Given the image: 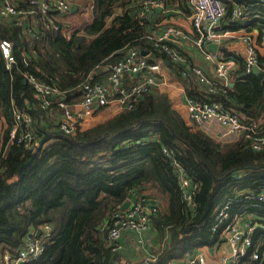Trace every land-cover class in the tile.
Here are the masks:
<instances>
[{
	"label": "trees",
	"instance_id": "trees-1",
	"mask_svg": "<svg viewBox=\"0 0 264 264\" xmlns=\"http://www.w3.org/2000/svg\"><path fill=\"white\" fill-rule=\"evenodd\" d=\"M141 1L94 0L93 22L69 35L64 30L36 28L41 33L36 38L0 18V39L13 42L16 56L8 69L0 51V158L6 150L0 164V252L8 250L16 256L31 230H40L46 222L53 227L43 253L19 264H120V251L111 250L100 225L131 196L133 188L141 190L147 184L159 188L166 201L165 208L153 216L158 231L168 233L160 261L181 258L221 238V232L211 226L229 197L264 188V146L259 150L242 147L241 140L229 142L192 129L172 106L169 95L156 88L144 93L135 108H125L85 129L79 123L73 133L63 132L59 122L50 118L55 103L42 107L25 73L56 84L72 104L81 98L76 88L93 70L122 58L131 46L153 48L158 57L166 58L146 37L148 31L156 30L155 20L152 25L141 14ZM238 1L246 5V19L230 20L226 15L223 27L256 28L261 43L264 4ZM225 2L233 7V2ZM219 57H233L241 67L228 94L209 97L245 118H259L264 114V75L245 73L243 58L224 45ZM260 61L264 56L260 55ZM189 94L205 97L194 91ZM15 107L33 116L38 142L51 135L22 173L20 168L37 146L7 145ZM164 147L197 181L193 205L183 199L173 159ZM248 212L258 221L251 250L258 249L259 259L253 262L264 264V202L249 207Z\"/></svg>",
	"mask_w": 264,
	"mask_h": 264
},
{
	"label": "built area",
	"instance_id": "built-area-1",
	"mask_svg": "<svg viewBox=\"0 0 264 264\" xmlns=\"http://www.w3.org/2000/svg\"><path fill=\"white\" fill-rule=\"evenodd\" d=\"M70 2V0H27L26 4H20L13 0H0V18L14 26L22 27L25 32L36 29L33 19L43 23V30H63V24L57 17L70 11ZM188 2L191 8L193 32H186L181 27L170 24L160 31H148L146 37L153 41L152 43L182 75H192L200 84L202 88L200 93L205 97L189 95L186 98L189 118L193 124L196 127H203L209 121H217L228 134H242L250 147L259 150L264 146V117L245 118L222 101L209 97L228 94L230 76L240 66L235 58L217 57V54L207 47L209 42L217 41L227 33V31H221L218 25L228 13V6L225 0H188ZM256 3L264 4V0H256ZM141 4L144 6L141 11L144 16H147L148 11L153 7L165 6L164 0H142ZM246 10L245 3H237L230 10L232 19L245 17ZM29 20H32L31 26L25 25ZM171 36L191 41L202 52L205 59L214 61L212 73H207L198 65H191L183 49L173 43ZM244 39L247 41V51L243 57V70L245 73H252L262 64L260 54L254 40L249 37ZM13 46L10 39H0L1 55L8 69L16 63ZM126 73L132 74L133 80L130 83L125 79ZM25 78L33 87L35 96L42 107H52L55 103L54 107L61 110L59 128L65 133L75 132L82 120L92 116L113 100H118L124 109L135 108L144 93L167 83L161 65L158 62H151L136 46L129 47L122 58L108 64V74L105 78L101 80L86 78L82 81L78 85L81 98L72 104L66 102V92L56 84L30 73H25ZM74 104L79 107H75ZM13 115L14 124L9 131L7 145L16 142L28 148L38 146L39 142L35 139L32 128L33 116L16 107ZM163 150L173 159L183 199L193 205L199 190L197 181L187 175L186 170L174 159L171 150L166 147ZM5 154L4 149L0 164ZM129 199L130 205L127 208L119 205L112 209L108 220L100 225V231L113 252H119L123 246L121 241L123 229L136 230L139 233L138 241L144 243L142 231L153 226V216L160 211L158 195L150 196L138 188H133ZM263 202L264 188L261 191L250 190L244 194L229 197L217 210L211 226L212 230L221 232V238L214 245H210L218 250L212 257V261L207 254L197 251L191 256L178 258L181 260L179 264H257L253 260L259 259L258 249L251 250V248L258 221L252 217L248 209ZM52 230V224L48 222L41 225L38 235L31 230L17 256H12L8 251L2 255L3 264H19L38 258L43 253L46 240L51 236ZM162 251L152 253L148 257V264H172L174 261H160Z\"/></svg>",
	"mask_w": 264,
	"mask_h": 264
},
{
	"label": "crops",
	"instance_id": "crops-1",
	"mask_svg": "<svg viewBox=\"0 0 264 264\" xmlns=\"http://www.w3.org/2000/svg\"><path fill=\"white\" fill-rule=\"evenodd\" d=\"M13 1L19 3V1L17 0H13ZM70 1H71L70 11L66 12L64 15L60 17H57V19L63 24V28L70 30L69 34H71L74 30L72 28V24H70L69 22L70 20H67L68 17L74 19L75 17L77 18L78 15H80L83 16L84 19L85 18L87 19L86 25L83 26V28H79L80 30H83L88 24H91L94 19V15H93L94 0H70ZM225 1L233 2L231 6H234L237 3H241L238 0H225ZM228 9H231V7H228ZM228 13H226L225 16L228 15L230 20H234L232 19L231 11H228ZM190 14H191V8L187 0L185 2H180V0L177 1L169 0L168 2H165V6H159V7L156 6L150 9L147 13V18H149L152 25L154 24V20H155L154 29L156 30L154 31H160L162 29H165L170 24H175L181 27L186 32H193V26L191 23ZM241 19L245 20L246 17L239 18L237 20H241ZM33 20H34L35 28H43V23L41 21L36 19ZM31 21L32 20L27 21L25 25L31 26L30 25ZM76 23H80V22L78 21ZM220 30L223 32L227 31V33L222 38L217 39V42L219 43L218 50L215 51L217 57H219L220 54V47L224 45V47H226L229 51H232L243 58L247 51V41L244 39L245 37H249L252 40H254L255 44L257 45L259 54L261 56H264V39L261 43L258 42L257 39L259 33L256 28L254 30H248L245 27H241L237 29L226 30L223 27L221 21ZM25 33L30 34L36 38H39L41 36V33L36 29L28 30ZM172 41L174 44H176L177 46L183 49L184 54L191 65H198L201 68H203L207 73L209 74L212 73L215 62L205 59L202 52H200L191 41L185 38L178 39L175 36L172 37ZM138 49L143 55L147 56L151 62H158L161 65V69L163 71L164 76L167 79V83L157 86L156 89L162 92H166L169 95L172 102V106L181 113L185 121L191 126L192 129H202L216 138L229 142H235L241 140L240 144L242 147L249 146L247 140L244 139L242 134H238V133L228 134L225 128L217 121H209L206 124H204L203 127H196L189 118L188 108L186 105V98L187 96L191 95L189 94L191 91H194L195 93H197V95L200 92H202V88L200 87V84L197 82V79L192 75L184 76L181 73H178L175 65L172 62H170L166 58H163V56L161 55L159 57L156 55L155 49L154 51L153 48L152 49L144 48L142 50H144L145 53H143L140 48ZM261 63H262L261 66L258 69H256L254 73L258 74L259 72L264 71V67H263L264 61H261ZM240 67L241 66H239V68H236L230 76L231 86L234 85L235 74H236L235 72L238 71ZM107 74H108V66H101L99 69L93 70L88 75V78L93 80L94 77L96 76L97 78L99 77L101 80L105 78ZM125 79L128 83H130L133 80L132 74L126 73ZM76 90L79 92L78 87L76 88ZM74 106L79 107V105L77 104L76 105L74 104ZM123 110L124 108L122 104L118 100H113L109 105L99 109L92 116L82 120L80 124L82 125V128L85 129L96 123L104 121L108 118L114 117ZM60 117H61V111L59 110L58 107H54L53 109L50 110V118L52 120L59 122ZM259 117L263 118L264 114L260 115ZM174 169H176L175 166ZM141 191L144 192V194H148L150 196L158 195L160 197V211L162 210V208H165L166 201L165 200L163 201V199L161 198V191L159 190V188L147 184L145 187L141 189ZM34 231L37 234V231L40 230H34ZM142 235L144 236L145 239L144 243L138 241L139 233L136 230L123 229V234L121 237L123 246L120 250V255L122 257V260L120 264H148V257L152 253L160 252L162 250L164 251V249L166 248V244L168 241V233L167 232L163 233L161 231H158L157 227L154 226V221H153V226L151 228L142 231ZM7 251L8 250H6V252ZM197 251L204 252L205 254H207L210 261H212V257L216 255L218 252L217 249H214L210 245H201L197 247L193 251V253ZM0 254H1L0 260H1L3 252L2 253L0 252ZM179 259L175 258L172 260H168V262L174 261L172 264H179L181 261Z\"/></svg>",
	"mask_w": 264,
	"mask_h": 264
},
{
	"label": "water",
	"instance_id": "water-1",
	"mask_svg": "<svg viewBox=\"0 0 264 264\" xmlns=\"http://www.w3.org/2000/svg\"><path fill=\"white\" fill-rule=\"evenodd\" d=\"M218 28H220V25H218ZM173 37V36H171ZM219 47V43L217 41H212L208 43V48L212 51H217ZM143 53L144 50H142ZM264 75V71H261L258 73L259 77H262ZM26 81V80H25ZM51 137V135H46V137H44L38 144L37 148L35 149V151L33 152V155L22 165V167L20 168V173H22L23 171V167L30 165L34 159L36 158V156L38 155V153L41 151V149L43 148L45 142ZM174 172L177 173V169H174ZM128 205H130V200H126L123 204H122V208H126L128 207ZM40 233V231H37V235Z\"/></svg>",
	"mask_w": 264,
	"mask_h": 264
},
{
	"label": "rangeland",
	"instance_id": "rangeland-1",
	"mask_svg": "<svg viewBox=\"0 0 264 264\" xmlns=\"http://www.w3.org/2000/svg\"><path fill=\"white\" fill-rule=\"evenodd\" d=\"M88 10H89V8H88ZM118 11H121V9L120 10H118ZM83 16H80V15H78V17L76 18H71V17H68L67 18V20H70L69 22H70V24H72V28H73V30L75 31L76 29L77 30H80L79 28H83V26H85L86 25V21H87V19L85 18L84 19V17L82 18ZM80 22V23H76V22ZM63 30H64V32L67 34V35H69V33H70V30H68V29H65V28H63ZM82 31V30H81ZM1 132H2V130H1V127H0V136H1ZM127 208V207H126ZM214 245V244H213ZM20 251V250H19ZM6 252V251H5ZM5 252H3V254L5 253ZM2 254V255H3ZM19 254V252L17 253V255ZM1 255V254H0ZM12 255V254H11ZM16 255V256H17ZM192 254H186L185 256H183L182 258H185L186 256H191ZM0 264H3V262H2V260H0Z\"/></svg>",
	"mask_w": 264,
	"mask_h": 264
}]
</instances>
